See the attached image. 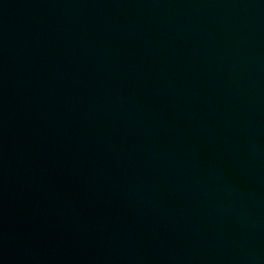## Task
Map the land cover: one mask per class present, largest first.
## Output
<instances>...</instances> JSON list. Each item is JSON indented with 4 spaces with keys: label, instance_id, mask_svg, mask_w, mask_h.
<instances>
[{
    "label": "water",
    "instance_id": "95a60500",
    "mask_svg": "<svg viewBox=\"0 0 264 264\" xmlns=\"http://www.w3.org/2000/svg\"><path fill=\"white\" fill-rule=\"evenodd\" d=\"M0 264H264V0H0Z\"/></svg>",
    "mask_w": 264,
    "mask_h": 264
}]
</instances>
